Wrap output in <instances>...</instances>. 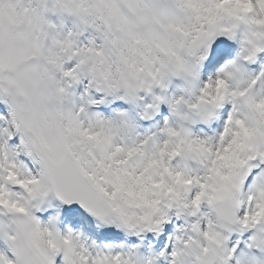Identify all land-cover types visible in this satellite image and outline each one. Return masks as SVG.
I'll use <instances>...</instances> for the list:
<instances>
[{
    "label": "clouds",
    "instance_id": "clouds-1",
    "mask_svg": "<svg viewBox=\"0 0 264 264\" xmlns=\"http://www.w3.org/2000/svg\"><path fill=\"white\" fill-rule=\"evenodd\" d=\"M245 7L235 0H0L4 40L0 89L7 91L5 98L15 106L25 128L18 152L30 149L35 154L30 159L38 165V175L41 161L54 159L58 167L98 185L103 190L98 199L107 212V219L101 221L129 235L144 233L146 222L165 218L168 222L170 213L181 219L183 224L170 238L171 251H161L145 264L161 260L163 264H222L229 237L239 232L235 228L226 232L221 249L211 242L213 234L224 232L218 209L225 206L229 178L254 140L246 138L235 123L224 122L220 131L203 139L194 136L190 127L197 122L208 125L218 110L234 105L238 109H230L234 119L239 114L250 129L264 132V81L253 88L248 83L252 76L244 71L247 50L264 47V27L257 23L264 14H257L259 8L257 13H246ZM49 16L70 18L73 26L65 32ZM209 20L216 28H232L239 50L214 77L201 81V61L192 45L209 30ZM233 66L239 73L226 76ZM174 80L183 84L178 95L168 91ZM77 87L83 90L80 95ZM90 91L133 107L151 97L141 119L149 109L155 112L165 104L171 122L165 120L153 134L140 136L125 113L111 119L90 113ZM233 91L247 95L234 97ZM209 112L214 113L212 118H207ZM164 129L180 135L170 136ZM255 140L264 144V136ZM199 183L207 187L201 189ZM28 187L35 200L23 191L11 192L10 197L28 209V216L0 208V217H6L0 220V228L13 238L10 243L23 254L24 264H36V250L47 249L49 240L64 248L63 239L69 234L76 251L83 246L90 260L103 257L105 253L95 245L85 246L71 232L61 235L54 218L46 224L35 218L33 209L52 192L48 179L41 175L38 184ZM201 192V203L193 204ZM237 196L247 207V193ZM121 218L136 230L123 226ZM45 230L51 237L43 234ZM108 255L131 259L119 253ZM68 259L80 264L77 256Z\"/></svg>",
    "mask_w": 264,
    "mask_h": 264
},
{
    "label": "snow or ice",
    "instance_id": "snow-or-ice-1",
    "mask_svg": "<svg viewBox=\"0 0 264 264\" xmlns=\"http://www.w3.org/2000/svg\"><path fill=\"white\" fill-rule=\"evenodd\" d=\"M224 2H228V0H224ZM235 2L244 3L246 5L244 8L246 13H257V9L259 8L260 11L257 14H264V0H235ZM145 8H147V5H145ZM237 19L240 18L238 17ZM257 23L261 27H264V16ZM208 24L209 30L201 37H198L192 45L193 54L197 55L201 62L210 53L211 44L217 37H226L229 40L234 38V30L232 28H216L211 20L208 21ZM68 43L70 45L71 41H68ZM247 52L248 54L244 57V60L252 63L258 53H264V47L254 46L250 50H247ZM3 63L4 40L0 37V67L3 66ZM239 71V68L233 66L231 71L225 72V75L232 77L238 74ZM66 75L71 74L66 73ZM261 81H264V72H260L255 77H252L248 83L255 88ZM218 83H223V80H219ZM7 95L6 90L0 89V102L7 106L5 110L0 111V208L7 209L9 213L28 216L27 208L18 204V202L11 201L12 191L8 189H19V191L28 193L35 200V193L29 189L28 185L38 184L42 175L50 181L52 192L62 203L70 205L73 202H77L96 218L100 220L107 219L105 206L98 199V196L103 191L98 185L92 186L84 182L75 173L58 167L54 159L41 161L42 171L40 175L37 172L33 175L31 172L25 170L24 166L17 159L20 153L18 151L13 152L9 147L10 142H13L17 136L19 137V143L24 144L23 133L25 128L19 118L17 109L5 98ZM231 95L243 98L247 93L245 91H233ZM261 103H264V100H261ZM230 106L231 109L238 112V109H235L234 105ZM213 115L214 113L209 112L207 118H212ZM225 123L228 125L235 123L244 132L245 137L249 140H254V142L247 145V154L237 160L236 170L229 178L230 183L224 197L225 206L218 209V214L222 220L221 227L224 229V232L213 234L211 242L215 245L216 249L223 248L226 242L225 233L232 232L235 228L239 230V233L251 234L246 244L249 250H256L264 254V144L255 140L257 137L264 136V132H261L259 129H250L239 114L234 119L232 111H229ZM163 131L170 136L180 135V133L172 129H164ZM225 131H228V129L225 128ZM194 142L198 144L202 143L201 141ZM24 154L29 158H35V154L30 149ZM21 176H30L31 179L22 180ZM199 187L204 189L207 186L199 183ZM245 192L247 193V207L244 206L237 196L238 193L243 195ZM203 195V192L196 195L193 204L199 205ZM4 196H8L9 199H3L2 197ZM208 203L212 205L213 199H209ZM237 206H239V212L236 211ZM120 223L129 229L136 230V226L126 219L121 218ZM166 223V218L155 222H146L142 225L143 231L159 232L161 227ZM43 234L50 237L52 235L47 230ZM0 236H2L8 250L14 257V259H9L6 254L0 252V264H24L23 254L10 243L13 238L4 233L2 228H0ZM62 243L65 246L64 248L57 245L54 240H49L47 249H37L35 252L37 257L36 264H72L68 259L70 256H77L80 264H132L131 259H123L120 256L112 257L108 254H104L102 258L98 256L90 260L85 255L86 249L83 246H80L79 251H76L72 246L71 234L64 237ZM207 251L205 249V252ZM235 252V246L228 248L226 250V258L222 261V264H233V261H235V264H245L243 257H235ZM172 255L175 256L176 253L173 252ZM148 264H152V261H149ZM256 264H264V260H257Z\"/></svg>",
    "mask_w": 264,
    "mask_h": 264
}]
</instances>
